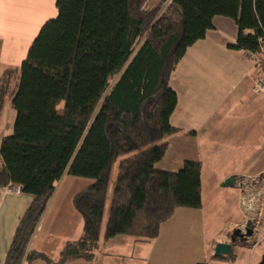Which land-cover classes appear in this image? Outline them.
I'll return each instance as SVG.
<instances>
[{"label":"trees","instance_id":"16d2710c","mask_svg":"<svg viewBox=\"0 0 264 264\" xmlns=\"http://www.w3.org/2000/svg\"><path fill=\"white\" fill-rule=\"evenodd\" d=\"M55 7L57 17L42 26L20 70L0 77L17 80L13 133L0 146V189L17 185L32 197L5 264H52L29 247L65 175L93 183L73 199L83 233L57 264H92L101 241L119 236L150 243L176 210H201L200 162L175 173L158 168L169 150L165 138L180 132L170 124L178 104L172 74L217 17L237 27L230 49L264 62V0H56Z\"/></svg>","mask_w":264,"mask_h":264},{"label":"crops","instance_id":"0c3cea01","mask_svg":"<svg viewBox=\"0 0 264 264\" xmlns=\"http://www.w3.org/2000/svg\"><path fill=\"white\" fill-rule=\"evenodd\" d=\"M213 24L214 29L187 51L172 74L170 87L178 96V104L170 124L180 132L165 138L173 152L168 150L158 164L159 169L172 173L181 170L185 162L202 164V209L176 210L162 225L158 238L150 243L128 236L101 241L92 264H234L237 260H212L214 253L209 254L208 245L228 241L218 240L222 230H217L210 219L212 232L208 237L206 209L212 205V197H217L223 207L228 203L220 199L221 195H230V201H234V193L239 195L236 182L234 189L222 186L230 177L263 178L264 94L253 92L259 77L256 61L229 48L236 45L235 23L217 17ZM15 118L9 112L6 122L0 124V146L13 133ZM179 150L186 153L180 155ZM0 161L1 169V157ZM77 179L80 178L65 175L57 184L29 247L47 256L52 264L58 263L66 244L77 241L83 233L84 221L73 206L74 197L82 191L77 188L81 182ZM31 202L32 197L10 195L7 188L0 189V264H5L19 221ZM23 264L49 263L36 260ZM66 264L89 263L78 259Z\"/></svg>","mask_w":264,"mask_h":264},{"label":"rangeland","instance_id":"374dc122","mask_svg":"<svg viewBox=\"0 0 264 264\" xmlns=\"http://www.w3.org/2000/svg\"><path fill=\"white\" fill-rule=\"evenodd\" d=\"M1 1L2 0H0V77H2L1 75L8 69L20 70L28 50L32 42L38 36L42 26L47 21L57 17V10L55 7L56 0H10L8 3H3ZM262 67L259 68V77L256 78L254 85L258 79L264 81V74L262 73L264 67ZM261 68L263 70H261ZM16 84L17 80L14 81V78L13 80L0 83V124L6 122L9 112H13L16 115L11 107V100L14 95L12 90ZM7 86H9V88ZM254 94L256 93L254 92ZM179 151L181 153L180 155L186 153V150ZM172 152V150H169V153ZM176 153L177 151L175 154ZM117 172L118 163L114 166L110 181L109 200L113 193ZM77 180L81 181L77 185V188H81V190H84L93 183V181L89 179ZM236 188L240 192L239 195L234 193V201H230V195L220 196L221 200L227 201L228 203L223 207H220V201L217 200V197L210 198L212 205L207 206L208 209H206L207 214L205 218L208 225V237H210L209 233L212 232L210 220L215 221L217 230H222V234L218 240H225L228 242H231L230 234L235 230L241 229L245 232L246 225L249 221L253 224L256 222L258 230L255 232V236L249 239V243L246 244L238 241L233 248L232 257H229L228 260L232 261L237 258L234 264H261L264 257V176L262 179H260L259 176L254 178L238 177ZM228 189L234 188L228 187ZM214 202L215 204H213ZM107 206H109V202ZM106 218L107 215L105 216V221ZM238 221H241V223L234 227V224L238 223ZM259 225L262 226L259 227ZM216 245H214V243L208 245L209 254L214 253L212 250H215ZM133 251L134 250H129L130 253ZM131 264L137 263L133 262Z\"/></svg>","mask_w":264,"mask_h":264},{"label":"water","instance_id":"95a60500","mask_svg":"<svg viewBox=\"0 0 264 264\" xmlns=\"http://www.w3.org/2000/svg\"><path fill=\"white\" fill-rule=\"evenodd\" d=\"M236 181L237 178L232 176L228 180H226L222 186L226 188L233 187ZM254 233L255 227H253V223L249 221L246 225L245 232H243L241 229H237L233 232L231 236V242L217 244L214 250V256L217 258L230 256L233 252V245L236 243V237L240 238V242L246 243L249 239L254 236ZM261 264H264V257L262 259Z\"/></svg>","mask_w":264,"mask_h":264},{"label":"built area","instance_id":"2783aa9c","mask_svg":"<svg viewBox=\"0 0 264 264\" xmlns=\"http://www.w3.org/2000/svg\"><path fill=\"white\" fill-rule=\"evenodd\" d=\"M255 61H256L258 66L261 65L260 67H262V66L264 67V62L259 65V61L257 59ZM253 91L258 95L264 93V81L261 79H258V81H256V83L253 87ZM7 193L10 195H21V194H23L22 188L20 186H17V185L8 186L7 187Z\"/></svg>","mask_w":264,"mask_h":264},{"label":"flooded vegetation","instance_id":"af4514ba","mask_svg":"<svg viewBox=\"0 0 264 264\" xmlns=\"http://www.w3.org/2000/svg\"><path fill=\"white\" fill-rule=\"evenodd\" d=\"M260 227L262 226V225H259ZM253 227H255V229H256V227H257V223L255 222L254 224H253ZM244 232V231H243ZM233 234V233H232ZM232 234H230V240H231V236H232ZM240 240V238L239 237H236V243L234 244V246L238 243V241Z\"/></svg>","mask_w":264,"mask_h":264}]
</instances>
